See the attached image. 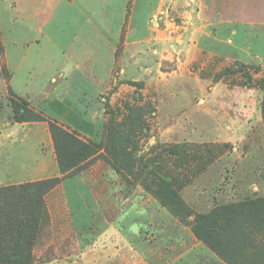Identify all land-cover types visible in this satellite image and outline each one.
Instances as JSON below:
<instances>
[{
    "label": "rangeland",
    "instance_id": "obj_1",
    "mask_svg": "<svg viewBox=\"0 0 264 264\" xmlns=\"http://www.w3.org/2000/svg\"><path fill=\"white\" fill-rule=\"evenodd\" d=\"M64 1L45 28L57 46L46 74H66L54 76L58 102L43 114L27 103L26 122L48 128L50 117L95 151L63 174L53 152L46 177L0 187L57 180L18 255L13 240L26 235L1 195L0 264H168L185 242L226 264H264V215L207 218L264 201V0H87L109 6L110 26L95 29L77 0ZM85 50L99 58L97 74L71 70ZM76 176L99 200L87 229L62 202L76 196Z\"/></svg>",
    "mask_w": 264,
    "mask_h": 264
},
{
    "label": "crops",
    "instance_id": "obj_2",
    "mask_svg": "<svg viewBox=\"0 0 264 264\" xmlns=\"http://www.w3.org/2000/svg\"><path fill=\"white\" fill-rule=\"evenodd\" d=\"M56 1L64 0H0L2 59L4 69L8 74L6 82L2 75V63L0 62V187L18 185L46 177L45 164L48 163V155H50L49 162L54 158L47 126L41 122H13L11 107L7 104L5 96L9 94L10 98L22 99L39 112H41L39 110L41 106L49 105L48 102L57 104L56 98L50 94L56 83L54 76L57 69L46 74L47 68L53 66L57 46L55 40L49 39L45 33L48 19L57 5ZM77 1V5L82 7L87 15L84 22L88 25L94 24L92 25L94 29L95 26H101L104 23L109 25L110 22L106 18L109 15L104 14L109 10L107 4L95 5L87 0ZM67 4L71 6L69 2ZM98 33L100 36L102 30ZM107 41L109 47V38ZM86 51L74 60L71 70L80 72L82 69H87L93 75L97 74L99 58H96L94 53ZM108 60L110 62L109 56ZM69 72L71 71L66 73ZM41 74L46 76L42 82ZM63 75H66L65 72L62 73V77ZM48 86L52 88L48 90ZM89 120L97 126L94 113H91ZM44 146L46 151L43 150ZM74 178L76 181L73 183L78 186L75 189L76 196L72 198L70 195L71 206H69L70 201L66 195L62 202L66 206L71 224L73 226L78 224V227L82 224L80 229H87L94 224L99 200L88 183L82 181L79 176ZM114 235L115 233H111L110 238ZM182 248V255L168 264H226L216 255L207 252V247L200 242H185Z\"/></svg>",
    "mask_w": 264,
    "mask_h": 264
},
{
    "label": "trees",
    "instance_id": "obj_3",
    "mask_svg": "<svg viewBox=\"0 0 264 264\" xmlns=\"http://www.w3.org/2000/svg\"><path fill=\"white\" fill-rule=\"evenodd\" d=\"M2 52L3 49L1 44L0 56H2ZM2 71L5 73L4 68H2ZM10 106L13 122H26L27 117L32 116L31 111L27 107V102L24 100L11 98ZM39 120L43 121L44 119L40 118ZM48 131L60 173H68L70 170L76 168L79 162L94 154L95 147L92 146L89 141L82 139L75 131H69L67 128L54 121L48 122ZM56 182V179H52L28 185L22 184L18 187H5L4 190L0 189V199H2L1 195L6 193L4 194V197L7 198L8 196V203L10 202L11 204L9 207V217L8 212L5 211L6 218L8 217V220H12L11 225H16L18 235L22 233L26 235L23 236V239L15 237L13 240V252L15 255H18L16 252H22V250H24L26 245L25 241L28 239V236L33 233L37 225L38 217L42 210V196L51 190ZM254 206H256L255 209ZM234 208H237L238 211L241 209L247 211L252 210L256 216L260 215V217L264 215L262 214L264 212V201L253 204H247V202L244 201L241 202V205H229L219 209V212L210 216L208 215L207 218L209 220H207L209 222H214L215 220H219V216L226 213L227 216H230V213L235 211L233 210ZM260 211L261 213H258ZM8 220L6 222H8ZM200 221H202V219H200L199 222Z\"/></svg>",
    "mask_w": 264,
    "mask_h": 264
}]
</instances>
